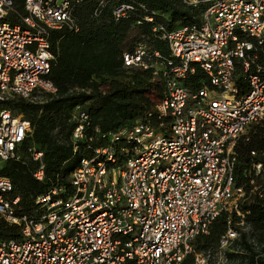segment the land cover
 Masks as SVG:
<instances>
[{
    "label": "built area",
    "instance_id": "2783aa9c",
    "mask_svg": "<svg viewBox=\"0 0 264 264\" xmlns=\"http://www.w3.org/2000/svg\"><path fill=\"white\" fill-rule=\"evenodd\" d=\"M76 1L24 0L20 9L0 0V163L32 132L9 100L42 103L57 91L48 78L55 59L51 33L76 27ZM207 2L198 21L162 34L174 58L164 65L155 111L103 134L111 143L72 172L67 197L52 189L37 198L33 216L18 214L20 197L11 196V179L0 175V217L19 227L17 237L0 240V264H236L228 252L248 225L238 209L245 191L234 182L235 147L264 117V0ZM130 8L124 3L115 14ZM160 56L138 47L124 61L151 67L157 76ZM196 66L207 78L192 91L185 82ZM239 70L245 85L237 81ZM74 117L77 140L91 121L86 110ZM122 137L127 145L119 155L114 144ZM42 156L33 151L35 160ZM35 176L43 178L42 168ZM232 210L237 226L230 219L216 249L196 250L192 241Z\"/></svg>",
    "mask_w": 264,
    "mask_h": 264
},
{
    "label": "trees",
    "instance_id": "16d2710c",
    "mask_svg": "<svg viewBox=\"0 0 264 264\" xmlns=\"http://www.w3.org/2000/svg\"><path fill=\"white\" fill-rule=\"evenodd\" d=\"M13 1L23 9L24 0ZM124 3L131 8L116 16L115 10ZM207 5L208 2L189 4L186 0L76 1L73 18L77 28L64 26L51 33L55 59L48 78L56 86V93L42 103L16 97L7 105L32 125L31 134L16 155L0 163V175L13 183L11 196L20 197L18 214L33 216L39 210L37 198L52 189L61 190L58 197H67L73 189L72 172L83 159L97 156V149L111 143L109 136L103 134L129 127L146 112L155 111L152 96L162 97L163 71L174 58L162 34L198 21ZM138 47L152 55L160 52L158 60L163 64L157 76L151 67L125 64L124 53ZM238 75V83L245 85L241 70ZM206 78L203 69L196 66L185 84L196 91ZM78 109L86 110L91 122L84 137L75 140L78 121L74 115ZM114 145L115 153L121 155L120 147L127 141L122 137ZM34 150L43 152L40 161L33 158ZM235 152V186L245 191L238 209L244 214L248 229L239 228L240 235L228 254L236 264H264V117L252 123L238 139ZM119 160L121 163L122 158ZM259 163L263 164L260 172ZM41 168L43 178L38 179L35 173ZM230 219L237 226V211H222L208 233L192 241L195 249H216ZM18 235L19 227L0 217V240Z\"/></svg>",
    "mask_w": 264,
    "mask_h": 264
},
{
    "label": "rangeland",
    "instance_id": "374dc122",
    "mask_svg": "<svg viewBox=\"0 0 264 264\" xmlns=\"http://www.w3.org/2000/svg\"><path fill=\"white\" fill-rule=\"evenodd\" d=\"M198 2H200V3H206L207 0H198ZM152 98L154 99V101H157L158 100V98L155 95L152 96Z\"/></svg>",
    "mask_w": 264,
    "mask_h": 264
}]
</instances>
